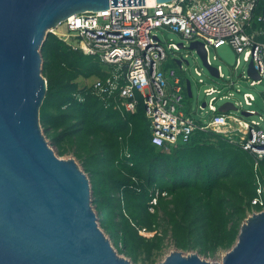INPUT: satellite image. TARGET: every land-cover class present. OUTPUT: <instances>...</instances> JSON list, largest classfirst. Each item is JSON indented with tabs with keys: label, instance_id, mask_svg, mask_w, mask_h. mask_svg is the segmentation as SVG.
Instances as JSON below:
<instances>
[{
	"label": "water",
	"instance_id": "1",
	"mask_svg": "<svg viewBox=\"0 0 264 264\" xmlns=\"http://www.w3.org/2000/svg\"><path fill=\"white\" fill-rule=\"evenodd\" d=\"M169 1L0 0V264H132L98 226L86 174L74 159L58 157L42 133L47 83L39 49L49 29L73 13ZM187 47L218 77L201 41ZM247 73L259 78L252 61ZM185 87L191 98L189 78ZM229 109L231 102L218 107ZM159 264H264V209L246 217L221 262L172 250Z\"/></svg>",
	"mask_w": 264,
	"mask_h": 264
},
{
	"label": "trees",
	"instance_id": "2",
	"mask_svg": "<svg viewBox=\"0 0 264 264\" xmlns=\"http://www.w3.org/2000/svg\"><path fill=\"white\" fill-rule=\"evenodd\" d=\"M39 50L47 83L39 109L44 136L56 144L65 139L69 147L94 152L88 168L94 176L96 207L110 231L118 227L122 246L118 251L134 257L138 227L155 226L158 209L168 215L173 230L183 226L195 238L182 247L200 246L209 255L230 248L239 229L228 226L226 196L234 198L230 207L241 222L247 216L243 198L250 201L256 195V174L264 175V158L255 170L252 154L212 131H197L188 142L167 150L156 146L151 143L143 106L133 114H122L78 82V78L103 75L97 60L49 32ZM76 93L83 99L77 100ZM115 181L121 198L110 194ZM154 189L165 191L166 196H159L150 212ZM116 212L119 223L114 219Z\"/></svg>",
	"mask_w": 264,
	"mask_h": 264
},
{
	"label": "built area",
	"instance_id": "3",
	"mask_svg": "<svg viewBox=\"0 0 264 264\" xmlns=\"http://www.w3.org/2000/svg\"><path fill=\"white\" fill-rule=\"evenodd\" d=\"M162 26L188 43L201 41L206 62L212 66L209 47L227 42L238 54L234 68L241 59L247 64L252 61L259 75L258 79L253 78L246 69L241 77L250 86L264 80V0H172L152 5L108 6L73 13L57 22L49 33L98 61L103 75L93 76L85 84L106 106L122 114H133L143 106L152 144L167 150L188 142L197 131H212L252 154L257 170L258 162L264 158V108L262 112L252 108L256 97L249 91L242 92V100L236 99L235 81L227 80L221 86L207 85L202 89L208 99L197 105L195 116L184 111L183 101L189 99L187 77L165 63L167 53L153 31ZM179 43L169 41L167 48L179 50ZM183 62L182 59L180 65H175L182 70ZM215 67L218 77H224L221 67ZM195 73L202 72L195 68ZM198 81L204 82L202 78ZM235 91L241 89L237 86ZM261 95L264 104V92ZM74 97L83 99L80 93ZM225 102H231L235 109L219 111V105ZM256 178L258 185L251 203L263 205L264 186ZM159 196H166V192L154 189L150 212L157 206Z\"/></svg>",
	"mask_w": 264,
	"mask_h": 264
},
{
	"label": "rangeland",
	"instance_id": "4",
	"mask_svg": "<svg viewBox=\"0 0 264 264\" xmlns=\"http://www.w3.org/2000/svg\"><path fill=\"white\" fill-rule=\"evenodd\" d=\"M153 31H155L159 36V38L161 39L165 51L167 53V58L165 59V63H167L168 66L175 68L177 70V73L180 74L183 78L187 77L191 81V88L193 95L191 98L185 99L183 101L184 111H190V113L193 116H195V112H196L195 110L197 108V105L201 103L203 100L208 99V97L204 95L202 89L207 85L221 86L227 80L235 81V86L233 90L236 99L242 100V92L244 91L252 92L256 97L255 102H253L252 108L258 110L259 112L263 111L264 104L261 99L262 96L261 94L262 92H264V80H262L260 83L250 86L248 84V80L243 79L241 77V74L244 73L246 74L247 63L241 59L240 65L237 68H234V64L238 54L227 42L220 45L219 47L216 48L209 47L208 49V57L211 63L214 66L219 65L224 74V77H214L208 72L206 67L203 65L202 60L201 58H199L196 51L194 49H189L187 47L188 42L183 40L178 33L170 30L168 27L165 26L159 27ZM169 41H173L175 43L183 42L185 46L179 50L168 49L167 43ZM64 43L67 44L66 42ZM67 45L69 46V44ZM178 56H181L183 59L187 61V63L183 62L184 66L182 70L179 69L174 62V59ZM41 63H42V58H41ZM195 68H200L202 72L201 75H197L195 73ZM199 78H202L204 82L200 83L198 81ZM88 80L89 78H87V80L85 78H78L79 83H87ZM237 86L241 89L240 92L235 91V88ZM218 104L219 102H217V105ZM39 124L42 133L44 134L40 121ZM45 138L49 146L53 149L54 153L58 157L63 159H68V158L74 159L78 167L86 174L90 184V197L92 200V205L94 206L96 215L98 217L97 218L98 226L103 231L105 236L110 240V243L112 244V246H114L118 254L129 259L132 264H159L164 259V257L172 250H179L184 254L196 252L199 255V257L202 259H205L210 262H221L223 254L231 248L230 247V248L219 249L214 255H209L203 253L200 250V246L190 249L182 247V245L185 244L187 245L192 244L195 241V238L193 237V235L187 234L183 226H178L177 229L173 230L168 215H166L162 209H158L155 218V223H156L155 226H153L152 228L149 227L148 225H142V227L141 226L138 227L139 237L134 243V257L132 258L123 252H119L118 248L122 246L119 240L118 227H116L115 231L113 232L110 231L109 228L107 227L106 221L101 217L99 213L100 211L99 208L96 207L98 202V197H96L97 195L95 194L92 188L95 184L94 176L93 173H91L88 168L89 165L88 162L92 161V155L94 152L82 150L76 147V145L69 147V144L66 142L65 139L60 141L58 144H56L50 137L45 136ZM58 149L64 150V152L59 153ZM256 176H258L262 186H264V175L261 176L260 173H258L256 174ZM255 180L257 186L258 185L257 178ZM112 186L113 189L110 194H112L115 198L117 197L121 198V190L120 188L118 189L119 185L117 181L113 182ZM240 194L243 195V192H240ZM226 197H227L226 212H227L228 226L233 224L239 229V226L245 221L248 215H250L252 212L264 209V203L263 205H260L262 206V208L258 209V207H255L254 204L251 203V200L249 201L248 197H244L242 205L247 213V216L241 222H238L236 220V214L233 213L234 210L232 209V207H230V203L234 201V198L230 195H227ZM114 219L116 223H119V216L117 212L115 213Z\"/></svg>",
	"mask_w": 264,
	"mask_h": 264
},
{
	"label": "bare ground",
	"instance_id": "5",
	"mask_svg": "<svg viewBox=\"0 0 264 264\" xmlns=\"http://www.w3.org/2000/svg\"><path fill=\"white\" fill-rule=\"evenodd\" d=\"M148 5H152V4H148Z\"/></svg>",
	"mask_w": 264,
	"mask_h": 264
}]
</instances>
